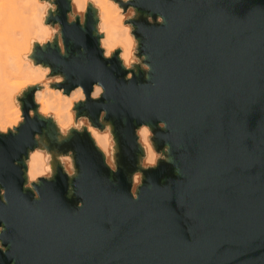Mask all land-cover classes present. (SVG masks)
<instances>
[{
	"label": "water",
	"instance_id": "95a60500",
	"mask_svg": "<svg viewBox=\"0 0 264 264\" xmlns=\"http://www.w3.org/2000/svg\"><path fill=\"white\" fill-rule=\"evenodd\" d=\"M57 4L67 55L48 45L36 58L64 75L68 90L81 83L90 94L103 83L105 96L78 112L99 128L100 111L108 112L117 172L86 131L73 133L51 144L74 153L77 176L57 167L35 201L23 187L22 158L36 133L48 140L50 123L27 120L17 135L0 137L8 201L0 204V264H264V0H131L140 14L133 34L152 71L146 80L138 69L129 82L119 50L103 59L92 14L83 28L69 26L66 0ZM156 15L165 23L145 18ZM23 102L26 114L30 93ZM142 123L155 133V149L170 151L168 162L143 172L133 201Z\"/></svg>",
	"mask_w": 264,
	"mask_h": 264
},
{
	"label": "clouds",
	"instance_id": "9594fccd",
	"mask_svg": "<svg viewBox=\"0 0 264 264\" xmlns=\"http://www.w3.org/2000/svg\"><path fill=\"white\" fill-rule=\"evenodd\" d=\"M67 25H79L83 28L89 13L94 24L92 36L96 40L102 57L110 61L119 50L116 59L127 73L124 80H133L138 69L147 74L152 71L145 63L146 55L140 54V40L133 34L136 27L133 23L139 17V12L132 6L131 0H66ZM57 0H0V137L15 136L19 128L27 121L39 118L51 123L55 130V143L63 144L72 135L83 134L85 131L95 148L101 153L105 166L113 173L117 172L115 160L117 144L114 139L112 125L105 121L108 112L99 113L95 126L89 116L79 114L78 106L90 99L100 101L106 94L102 82L95 81L91 85L90 94H86L83 84H75L71 90L62 87L66 77L53 73L50 65L41 63L36 58L37 48L43 50L48 45L59 48V56L64 57L67 51L64 44L63 26L57 17ZM149 24L152 17H146ZM165 23L162 15H156L155 24ZM81 52L84 49L80 50ZM31 94V104L25 114L24 98ZM34 105L35 107H32ZM158 128L167 129V124L160 121ZM135 143L143 155L138 160V170L133 172L129 181L130 197L133 201L139 199L142 188L143 172L155 169L159 161L168 162L169 147L156 151L155 133L151 126L140 124L134 131ZM34 147L22 158L23 176L26 180L24 188L30 190L33 200L39 201L37 190L42 181H51L57 167L72 180L77 176L74 153H54L48 146V141L39 133L33 136ZM13 166H17L16 162ZM6 189L0 188V204L7 205ZM77 208L83 207L82 202ZM5 227L0 225V234ZM0 242V249L7 251Z\"/></svg>",
	"mask_w": 264,
	"mask_h": 264
},
{
	"label": "bare ground",
	"instance_id": "6f19581e",
	"mask_svg": "<svg viewBox=\"0 0 264 264\" xmlns=\"http://www.w3.org/2000/svg\"><path fill=\"white\" fill-rule=\"evenodd\" d=\"M119 53V52H118ZM42 63V62H41ZM149 125V124H148ZM48 146L49 148L54 152L53 149V141H55V136H56V130L54 128V126L50 123L49 127H48ZM46 140V139H45ZM52 143V144H51ZM140 149V148H139ZM143 155L142 150L140 149V157ZM116 160V157H115Z\"/></svg>",
	"mask_w": 264,
	"mask_h": 264
},
{
	"label": "rangeland",
	"instance_id": "374dc122",
	"mask_svg": "<svg viewBox=\"0 0 264 264\" xmlns=\"http://www.w3.org/2000/svg\"><path fill=\"white\" fill-rule=\"evenodd\" d=\"M139 16H140V14H139ZM146 17H148V16H146ZM145 17V18H146ZM147 20V19H146ZM155 20H156V18L153 20V22H155ZM119 52V51H118ZM127 74V73H126ZM102 128H103V125H102V127H101V130H102ZM138 128V127H137ZM41 138L42 139H46V137H45V135H44V133L41 135ZM47 140V139H46ZM48 141V140H47ZM53 149H54V153H56V152H61V153H67L68 151H71V150H68V149H58L57 147H55V146H53ZM161 150H163V149H160V150H156V151H161ZM140 157V156H139ZM139 157H138V160H139ZM136 166H137V169L135 170V171H137L138 170V162H137V164H136ZM62 170V169H61ZM134 171V172H135ZM26 183V180L24 181V183H23V187H24V184ZM131 188V187H130Z\"/></svg>",
	"mask_w": 264,
	"mask_h": 264
}]
</instances>
